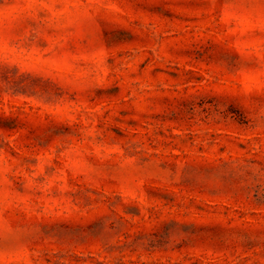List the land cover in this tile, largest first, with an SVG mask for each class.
Wrapping results in <instances>:
<instances>
[{
    "label": "rangeland",
    "instance_id": "374dc122",
    "mask_svg": "<svg viewBox=\"0 0 264 264\" xmlns=\"http://www.w3.org/2000/svg\"><path fill=\"white\" fill-rule=\"evenodd\" d=\"M0 264H264V0H0Z\"/></svg>",
    "mask_w": 264,
    "mask_h": 264
}]
</instances>
